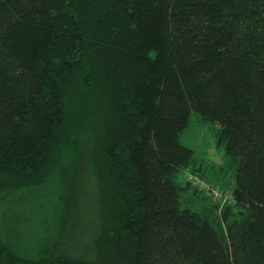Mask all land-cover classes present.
<instances>
[{"label":"trees","instance_id":"1","mask_svg":"<svg viewBox=\"0 0 264 264\" xmlns=\"http://www.w3.org/2000/svg\"><path fill=\"white\" fill-rule=\"evenodd\" d=\"M192 113L220 126L221 209L183 177L216 180ZM87 132L89 246L29 252L22 196ZM0 264H264V0H0Z\"/></svg>","mask_w":264,"mask_h":264},{"label":"rangeland","instance_id":"2","mask_svg":"<svg viewBox=\"0 0 264 264\" xmlns=\"http://www.w3.org/2000/svg\"><path fill=\"white\" fill-rule=\"evenodd\" d=\"M219 129L217 123L192 113L179 142L194 150L197 166L212 167L214 173L210 175L217 181L209 180L214 182V187L230 195L236 180L233 172L221 169L224 152L216 146ZM92 151L93 135L87 132L66 147L63 164L54 170L45 185L23 194L24 205L13 221L19 231L21 247L34 252L42 243H49L54 253L73 256L88 248L97 224ZM201 193L205 197L204 205L218 203Z\"/></svg>","mask_w":264,"mask_h":264},{"label":"built area","instance_id":"3","mask_svg":"<svg viewBox=\"0 0 264 264\" xmlns=\"http://www.w3.org/2000/svg\"><path fill=\"white\" fill-rule=\"evenodd\" d=\"M184 178L187 182L191 183L192 185H198L202 189L207 190L210 193L212 199L218 202L221 207H223L230 200V195H227L225 192L221 191L217 187L208 184L201 177H199L197 174L193 173L190 170H187L185 172Z\"/></svg>","mask_w":264,"mask_h":264},{"label":"clouds","instance_id":"4","mask_svg":"<svg viewBox=\"0 0 264 264\" xmlns=\"http://www.w3.org/2000/svg\"><path fill=\"white\" fill-rule=\"evenodd\" d=\"M220 208H222V207L220 206Z\"/></svg>","mask_w":264,"mask_h":264},{"label":"crops","instance_id":"5","mask_svg":"<svg viewBox=\"0 0 264 264\" xmlns=\"http://www.w3.org/2000/svg\"><path fill=\"white\" fill-rule=\"evenodd\" d=\"M219 209H221V208L219 207Z\"/></svg>","mask_w":264,"mask_h":264}]
</instances>
